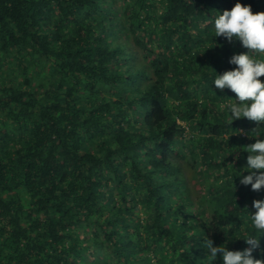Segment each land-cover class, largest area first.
Listing matches in <instances>:
<instances>
[{
	"label": "trees",
	"instance_id": "trees-1",
	"mask_svg": "<svg viewBox=\"0 0 264 264\" xmlns=\"http://www.w3.org/2000/svg\"><path fill=\"white\" fill-rule=\"evenodd\" d=\"M236 3L0 0V264H208L206 239L248 247L264 187L235 168L264 124L228 125L234 94L212 89L246 51L212 43Z\"/></svg>",
	"mask_w": 264,
	"mask_h": 264
},
{
	"label": "clouds",
	"instance_id": "clouds-1",
	"mask_svg": "<svg viewBox=\"0 0 264 264\" xmlns=\"http://www.w3.org/2000/svg\"><path fill=\"white\" fill-rule=\"evenodd\" d=\"M212 27L214 29L212 43L216 37H223L229 42L235 39L246 49L230 57L229 63L234 65V68L222 74H214L212 89L213 85L220 92L228 89L235 97L227 96L229 99L219 104V110L222 112L225 107L227 108L230 113L228 125L240 118L264 124V81L260 79L264 76V11L254 13L250 4L245 5L241 0H237L230 10L216 12L212 19ZM214 92L216 94V91ZM232 134L226 139L229 140ZM252 135L258 138L245 148L249 153L246 165L240 170L234 167L235 176L240 177L241 185H250L253 191H260L264 187V138L259 137L264 136V131L257 130ZM245 171L249 174L243 175ZM252 207L256 209L252 214L245 208L255 229L254 233L243 238L248 247L242 251L229 250L227 242L214 246L212 239H206L204 247L207 251L208 264H213L218 258H222L223 264H264V258L257 259L254 256L256 250L261 249L259 238L264 236V199L254 200Z\"/></svg>",
	"mask_w": 264,
	"mask_h": 264
}]
</instances>
